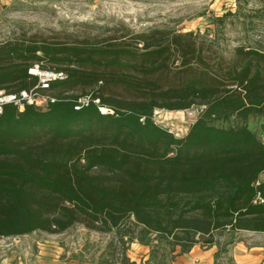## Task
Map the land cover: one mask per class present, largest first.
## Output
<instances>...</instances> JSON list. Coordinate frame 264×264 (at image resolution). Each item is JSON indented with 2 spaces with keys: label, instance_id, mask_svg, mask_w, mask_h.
<instances>
[{
  "label": "trees",
  "instance_id": "obj_1",
  "mask_svg": "<svg viewBox=\"0 0 264 264\" xmlns=\"http://www.w3.org/2000/svg\"><path fill=\"white\" fill-rule=\"evenodd\" d=\"M36 64L65 78L41 90L54 98L46 110L3 107L0 237L80 224L106 237L95 264H137L132 242L150 248L141 264H172L194 245L235 264L241 233L264 234V48L124 24L11 37L0 42V90L34 88ZM193 106L204 108L184 135L153 119Z\"/></svg>",
  "mask_w": 264,
  "mask_h": 264
},
{
  "label": "rangeland",
  "instance_id": "obj_2",
  "mask_svg": "<svg viewBox=\"0 0 264 264\" xmlns=\"http://www.w3.org/2000/svg\"><path fill=\"white\" fill-rule=\"evenodd\" d=\"M263 10L264 0H0V42L31 34L90 35L96 28L124 24L135 32L164 28L199 32L216 39L222 47L242 44L264 48ZM227 12L234 16L227 15L223 24L215 21ZM37 106L41 108L44 103L39 102ZM195 114L191 109H157L153 118L176 135H184L194 122ZM248 122L257 130L260 120L251 117ZM230 123L218 124L227 126ZM261 140L264 142V136ZM241 237L257 244L264 243L263 233L243 232ZM21 238L20 244L36 241L57 245L81 260H93L104 250L106 239L80 224L60 234L33 232ZM149 250L146 244L132 242L126 255L141 264L148 258Z\"/></svg>",
  "mask_w": 264,
  "mask_h": 264
},
{
  "label": "crops",
  "instance_id": "obj_3",
  "mask_svg": "<svg viewBox=\"0 0 264 264\" xmlns=\"http://www.w3.org/2000/svg\"><path fill=\"white\" fill-rule=\"evenodd\" d=\"M23 236L26 235L0 237V264H95L93 260L69 255L57 245L36 241L20 244ZM250 241L253 240L243 239L231 246L230 256L235 264H264V243ZM215 251V247L204 249L194 245L189 252L177 255L172 264H213Z\"/></svg>",
  "mask_w": 264,
  "mask_h": 264
},
{
  "label": "built area",
  "instance_id": "obj_4",
  "mask_svg": "<svg viewBox=\"0 0 264 264\" xmlns=\"http://www.w3.org/2000/svg\"><path fill=\"white\" fill-rule=\"evenodd\" d=\"M29 73L37 77V85L34 88L30 90H21L16 93L7 92L3 89L0 90V115L3 111L4 105L6 104H14L15 106H17L18 110H22L25 104H33L37 108H39L37 106V103L43 102L44 106L39 109L46 110L48 103L54 101V98L45 95L41 92V90L47 89L51 82L55 80L64 79L65 73L62 71L44 70L41 69L37 64L29 69ZM89 99V96L79 97L78 105L75 106V109H78L83 105H87ZM93 102L97 103L98 100L94 99ZM203 108L204 106H193L190 109L191 111L194 110L196 112L195 115L197 117V115ZM190 109H186L184 111H189ZM259 201H262V199L259 198Z\"/></svg>",
  "mask_w": 264,
  "mask_h": 264
}]
</instances>
